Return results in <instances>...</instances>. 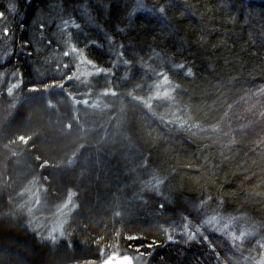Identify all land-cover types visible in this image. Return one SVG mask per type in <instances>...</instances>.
I'll return each mask as SVG.
<instances>
[{"label":"trees","instance_id":"trees-1","mask_svg":"<svg viewBox=\"0 0 264 264\" xmlns=\"http://www.w3.org/2000/svg\"><path fill=\"white\" fill-rule=\"evenodd\" d=\"M0 12V264L264 261V0ZM16 180L36 181L49 211L72 201L65 237L6 214Z\"/></svg>","mask_w":264,"mask_h":264},{"label":"rangeland","instance_id":"rangeland-1","mask_svg":"<svg viewBox=\"0 0 264 264\" xmlns=\"http://www.w3.org/2000/svg\"><path fill=\"white\" fill-rule=\"evenodd\" d=\"M67 51V50H66ZM78 62V61H77ZM75 62V64H77ZM8 117V105L5 101H0V125ZM2 167H0V172ZM4 173L0 174L1 176ZM7 182L6 180H0ZM12 181V180H11ZM13 203L14 209L7 210L6 214L13 212L15 216L21 214L24 218V224L30 231H33L41 240L53 244L65 237V225L69 213L74 208L72 201L67 198L62 203L52 207L42 200V188L34 180H16L14 181ZM10 200V202L12 201ZM223 234V233H222ZM225 235V234H224ZM228 238L234 237L233 234H226ZM242 235L238 236L239 240ZM256 264H264L255 262Z\"/></svg>","mask_w":264,"mask_h":264},{"label":"water","instance_id":"water-1","mask_svg":"<svg viewBox=\"0 0 264 264\" xmlns=\"http://www.w3.org/2000/svg\"><path fill=\"white\" fill-rule=\"evenodd\" d=\"M82 264H134V261L130 254L113 252L98 263L86 262Z\"/></svg>","mask_w":264,"mask_h":264},{"label":"snow or ice","instance_id":"snow-or-ice-1","mask_svg":"<svg viewBox=\"0 0 264 264\" xmlns=\"http://www.w3.org/2000/svg\"><path fill=\"white\" fill-rule=\"evenodd\" d=\"M161 11H163V9H161ZM3 15H4V13H2V12H0V17H3ZM77 27H78V25H77ZM3 34H4V36L5 37H7L9 34H10V29H8V28H5L4 30H3ZM77 51V49L75 48V47H73L72 49H71V52H73V53H75ZM70 53L69 52H65L64 53V55L65 56H68ZM169 240H172V236H168L167 237ZM189 239H194V236H189ZM149 247H151V245H149Z\"/></svg>","mask_w":264,"mask_h":264},{"label":"bare ground","instance_id":"bare-ground-1","mask_svg":"<svg viewBox=\"0 0 264 264\" xmlns=\"http://www.w3.org/2000/svg\"><path fill=\"white\" fill-rule=\"evenodd\" d=\"M49 7V6H48ZM80 53L78 52V51H76L75 53H70L68 56L70 57V59H74V61L75 62H77V60L78 59H80L81 58V55H79ZM66 58H68L67 56H66ZM67 61H68V59H67ZM69 62V61H68Z\"/></svg>","mask_w":264,"mask_h":264}]
</instances>
